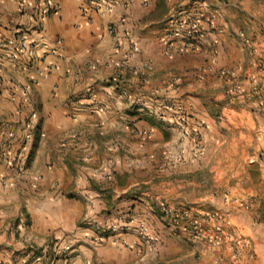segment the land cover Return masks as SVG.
Listing matches in <instances>:
<instances>
[{
    "label": "crops",
    "instance_id": "crops-1",
    "mask_svg": "<svg viewBox=\"0 0 264 264\" xmlns=\"http://www.w3.org/2000/svg\"><path fill=\"white\" fill-rule=\"evenodd\" d=\"M44 1L0 0V264H141L147 255L137 254L135 231L123 234L117 243L95 247L87 220L103 208H126L139 203L141 196L159 194L152 186L159 178L151 172L159 162L153 153L163 146L159 129L138 120L129 130L119 121L122 110L133 102L152 106L155 112L164 102L182 108L187 125L202 130L206 151L201 159L161 179L167 180V191L196 188L193 196L203 194L204 181L217 182V121L204 106L202 90L209 80L217 87V70L227 54L243 53L252 45L257 55H263L264 42L240 24L250 15L248 0H104L107 4L101 9L97 6L101 0H49L57 12L40 17ZM176 10L188 17L208 11L213 37L206 35L196 50L183 48L179 29L170 19ZM120 18L124 24L110 35L106 24ZM40 19L41 27L35 28ZM19 26L27 29L32 50L15 52L9 46L6 51L4 41ZM167 33L175 39L170 51L161 46ZM244 38L248 46L241 42ZM131 45L135 53L128 57ZM147 61L152 71L139 68ZM117 70L126 77L124 96L110 81ZM30 101L40 110L38 118L31 117ZM98 102L110 108L106 115H96ZM164 113L171 122L179 117L174 111ZM35 126L39 140L20 174L16 168L24 154L20 140ZM251 127L260 131L254 122ZM114 130L123 136L92 138ZM135 130L149 136L139 139ZM76 134L79 137L69 138L68 144L61 143ZM174 134L169 135L176 142ZM86 135L87 142L76 141ZM99 146L104 150L102 160L96 156ZM88 149L103 170L100 174L92 163L80 162ZM259 162L264 164L250 160L253 165Z\"/></svg>",
    "mask_w": 264,
    "mask_h": 264
},
{
    "label": "rangeland",
    "instance_id": "rangeland-1",
    "mask_svg": "<svg viewBox=\"0 0 264 264\" xmlns=\"http://www.w3.org/2000/svg\"><path fill=\"white\" fill-rule=\"evenodd\" d=\"M247 5L250 15H246L240 24L249 30L250 36L264 42V0H248ZM112 22L124 24L123 18ZM109 23L106 24V31ZM241 42L246 44V38ZM252 47L250 45L251 50L243 53L234 51L227 54L224 66L217 70V87H212V80H209L207 88L202 90L204 106L209 116L217 121V182L204 181L203 194L195 193L193 196L192 190L196 188L188 191L179 187L178 190L167 191V180L161 179L187 166V163L201 159L206 151L201 139L202 130L187 125L185 120L188 115L184 114L182 108L178 106L171 109L168 106L173 103L164 102L159 105L161 109L155 112L152 106L135 105L133 102L122 110L124 115L119 121L129 130L135 129L134 124L138 120L143 125L151 124L159 129L158 139L163 146L153 153L159 162L151 171L159 178L152 182L159 194L150 195V199L141 196L143 199L139 203L134 202L126 208H103L95 213L94 218L88 217L95 247L109 241L117 243L123 234L135 231L138 238L136 252L140 258L147 255L141 264H264V164L250 163V160L264 163V51L263 55H257L258 51L255 52ZM125 78L117 70L110 81L119 90L117 85L120 84H116V80L126 85ZM124 90L120 88L121 96H124ZM29 103L31 117L35 114L38 118L40 110L32 101ZM142 107L143 111L138 110ZM178 108L182 114L176 111ZM95 111L96 115L104 116L110 108L98 102ZM164 111L178 114L177 121L165 119ZM138 114L141 116L135 117ZM200 122L205 126V122ZM253 122L260 131L253 130ZM36 126L20 140V150L24 149V154L19 162L18 157L15 160L20 174L26 171L39 140ZM160 127L167 131H162ZM121 133L119 130L99 132L92 138L98 141L107 136V139L116 140L123 136ZM135 133H140L139 139L145 140L149 136L145 130H135ZM172 133H175L174 140L178 139L176 142L170 138L169 134ZM77 136L64 138L61 143L66 145L69 138ZM86 139L90 140L86 135L76 141L87 142ZM126 139L130 141L128 137ZM255 140L256 145L251 144ZM101 149L99 146L96 152L100 160L104 151ZM88 151L90 149L83 151L84 157H81L80 162L85 166L86 162L92 163L91 167L100 174L103 170L100 164L97 165L98 160L92 161L93 156ZM138 177L144 176L139 174ZM204 177L206 179V175ZM175 181L179 185L183 183L179 177ZM53 186L56 187L57 183ZM247 191H253L254 194H247ZM182 195L190 199L183 201ZM199 197L204 199L199 202ZM136 205L140 207L136 208Z\"/></svg>",
    "mask_w": 264,
    "mask_h": 264
},
{
    "label": "built area",
    "instance_id": "built-area-1",
    "mask_svg": "<svg viewBox=\"0 0 264 264\" xmlns=\"http://www.w3.org/2000/svg\"><path fill=\"white\" fill-rule=\"evenodd\" d=\"M107 3L104 2V0H101L97 6L98 9L102 8V5H106ZM41 13L39 12L40 17H43L49 13H56L58 10V7L55 3L45 0L43 5L41 6ZM185 12L183 10H176L174 11L171 15L172 17L170 19L173 20L172 24L178 28L179 30L177 31L180 35V39L182 40L181 46L185 49L189 50H196L197 47L200 45L202 40H204L206 35H212L215 32L214 29V22L212 19V15L206 11L202 10L200 13L195 16V17H188L184 16ZM182 16V17H181ZM41 19L37 20L35 23V28H40L41 27ZM123 23L121 22H110L107 25V31L110 34H114L116 32V29L122 25ZM27 29L23 26L17 27L12 35L8 37L7 40L4 42V47L6 51H8V47L10 46L11 49H13L15 52L17 51H30L33 48V42L30 40L27 34ZM213 37V35H212ZM215 38L211 39V43L213 42ZM175 42L174 37L172 36V33H167L162 39H161V44L163 47L167 50L170 51L173 48V45ZM134 46H130L129 49L130 51L127 52V56L129 57L130 55H133L135 53ZM139 68H142L143 70H152V64L150 62H144ZM136 69V68H135ZM135 69H132L133 71L136 72ZM116 84L118 88H123L121 85V81L119 79L116 80ZM125 93V91H122ZM169 108L175 109L176 106L174 104H169ZM179 114H182L181 109L176 110ZM200 151V150H199ZM140 228V227H139ZM142 232V231H141ZM198 233V232H197ZM144 235V232H142Z\"/></svg>",
    "mask_w": 264,
    "mask_h": 264
}]
</instances>
